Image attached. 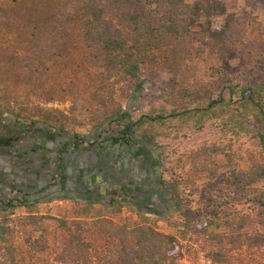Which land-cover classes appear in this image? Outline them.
Wrapping results in <instances>:
<instances>
[{"label":"rangeland","instance_id":"obj_1","mask_svg":"<svg viewBox=\"0 0 264 264\" xmlns=\"http://www.w3.org/2000/svg\"><path fill=\"white\" fill-rule=\"evenodd\" d=\"M184 1L191 4L197 0ZM219 1L245 28L242 44L233 54L187 55L176 74L161 69L150 74L145 69L139 81L134 82L123 74L110 72L104 67L103 54L84 46L75 26L68 28L69 37L55 42L48 37L39 40L46 52L62 46L63 54L47 60L33 47L26 54L27 62L0 68V110L5 116L26 127L40 126L65 138L84 136L86 145H112L110 137L117 130L115 114L129 112L135 121L142 119L136 141L154 148L158 167L156 193L139 202L115 197V203L125 205L122 209L117 204L92 209L33 205L8 211L16 217L36 216L20 231L15 244L23 251L24 264H64L57 261L56 255L67 243L70 231L78 232L66 226L72 221L97 220L99 216L115 223L151 226L177 237L173 253L182 264H264L263 249L246 245L239 249L230 244L223 247L224 263H216L210 257L220 250L217 240L185 225L206 221L214 216L212 210H217L218 204L229 202V218L235 219L233 170L247 169L252 159L264 162V131L240 136L232 126L225 125L228 120L237 119L236 104L227 111L219 106L208 108L219 100L226 86L264 84V0ZM85 2L71 0L68 4L84 15ZM21 39L18 30L0 22V50L4 57L17 51ZM0 59L4 60L2 56ZM154 118L157 121H151ZM220 217L214 221L220 222ZM217 232H228V228L222 226ZM83 234L82 244L90 247L91 264H102L99 256L104 253L105 241L100 232L93 229ZM27 236L44 239L45 252L31 256L29 253L36 248L25 244Z\"/></svg>","mask_w":264,"mask_h":264},{"label":"trees","instance_id":"obj_2","mask_svg":"<svg viewBox=\"0 0 264 264\" xmlns=\"http://www.w3.org/2000/svg\"><path fill=\"white\" fill-rule=\"evenodd\" d=\"M69 2L71 0H0V22L18 30L22 37L19 48L10 57H4L0 50V56L4 58L0 68L27 62L26 54L33 47L47 60L55 54H63L62 46L46 52L39 40L48 37L55 42L69 37L68 28L75 26L84 46L103 54L104 67L108 71L137 82L145 69L150 74L160 69L176 74L183 66L184 58L192 53L233 54L245 34L242 24L219 0H197L191 4L184 0H86L84 15L70 8ZM216 20L224 21L216 24ZM42 63L44 61L38 65ZM233 103L237 107V119L228 120L226 126H232L235 134L240 136L264 131V84L226 86L219 100L208 108L219 106L227 111ZM114 120L117 130L110 137L113 145L124 147L135 143L142 119L135 121L129 112H122L116 113ZM85 139L75 135L64 147L84 146ZM95 145L100 144L93 142L87 146ZM263 180L264 162L252 159L247 169L233 170L231 175V186L236 192L232 199V203L236 202L235 219L229 218L232 213L227 212L229 202L218 204L217 210H212L214 216L206 221L193 226L185 222L188 227L198 228L212 236V240H217L220 250L212 253V258L209 256L212 261L224 263L223 247L226 244L239 249L246 245L264 250ZM35 203L27 199H0V264H24L23 251L15 244L20 231L26 229L36 216L16 217L8 211L28 208ZM113 204L121 209L125 207L118 201ZM175 204L177 207L178 203ZM219 216H222L220 222L216 223L214 219L218 220ZM101 226L108 228L101 229ZM222 226L227 227L228 232L218 234L217 229ZM71 228L78 232L70 231L67 243L56 255L60 263L91 264L90 247L82 241L83 233L94 229L105 241L104 253L99 256L102 264H182L173 253L178 238L151 226L131 225L125 221L115 223L111 218L99 216L97 220L72 221L66 226V229ZM31 240L30 236L25 239V244H33L36 248L29 253L31 256L45 252L44 239Z\"/></svg>","mask_w":264,"mask_h":264},{"label":"crops","instance_id":"obj_3","mask_svg":"<svg viewBox=\"0 0 264 264\" xmlns=\"http://www.w3.org/2000/svg\"><path fill=\"white\" fill-rule=\"evenodd\" d=\"M5 115L0 110V199L92 209L108 208L115 197L156 193L158 167L151 145L65 148L69 138Z\"/></svg>","mask_w":264,"mask_h":264},{"label":"flooded vegetation","instance_id":"obj_4","mask_svg":"<svg viewBox=\"0 0 264 264\" xmlns=\"http://www.w3.org/2000/svg\"><path fill=\"white\" fill-rule=\"evenodd\" d=\"M143 198H146L145 194H141V195L135 197L134 200H136V201L138 200L137 202H139L140 201L139 199H143ZM138 204L140 205V203H138Z\"/></svg>","mask_w":264,"mask_h":264}]
</instances>
